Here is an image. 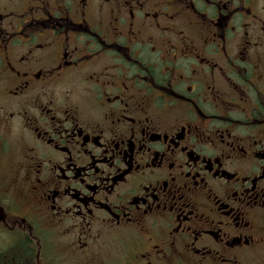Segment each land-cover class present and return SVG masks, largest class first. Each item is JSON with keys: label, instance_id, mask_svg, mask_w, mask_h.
Listing matches in <instances>:
<instances>
[{"label": "flooded vegetation", "instance_id": "1", "mask_svg": "<svg viewBox=\"0 0 264 264\" xmlns=\"http://www.w3.org/2000/svg\"><path fill=\"white\" fill-rule=\"evenodd\" d=\"M264 254V0H0V264Z\"/></svg>", "mask_w": 264, "mask_h": 264}, {"label": "rangeland", "instance_id": "2", "mask_svg": "<svg viewBox=\"0 0 264 264\" xmlns=\"http://www.w3.org/2000/svg\"><path fill=\"white\" fill-rule=\"evenodd\" d=\"M61 245L56 253V261L62 264H116L122 261L124 255L122 248L111 240L99 244L84 256L66 248L65 242ZM250 264H264V254Z\"/></svg>", "mask_w": 264, "mask_h": 264}]
</instances>
